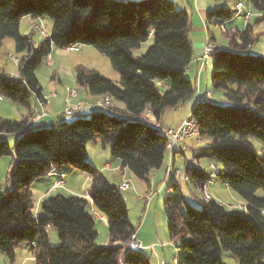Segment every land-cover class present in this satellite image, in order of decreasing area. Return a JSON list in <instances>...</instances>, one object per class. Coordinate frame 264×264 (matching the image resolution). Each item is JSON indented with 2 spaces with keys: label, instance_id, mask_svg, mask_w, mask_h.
I'll use <instances>...</instances> for the list:
<instances>
[{
  "label": "trees",
  "instance_id": "16d2710c",
  "mask_svg": "<svg viewBox=\"0 0 264 264\" xmlns=\"http://www.w3.org/2000/svg\"><path fill=\"white\" fill-rule=\"evenodd\" d=\"M264 23V0H246ZM236 11L219 7L208 11V25L235 17ZM50 17L53 30L35 45L34 31L20 32L21 21ZM229 48L219 49L212 62L213 88L225 92L230 104L199 100L191 114L210 144L185 164V181L191 194L211 179L202 168L207 160L219 168L215 181L225 183L246 202L245 209H230L212 199L194 207L185 197L183 183L175 178L164 200L171 240L178 249L174 264H224L223 251L237 264H264V56L250 53L257 40L252 24L244 30L225 31ZM6 38L15 42L18 76L0 69V97L28 111L20 121L0 116V160H15L8 171L11 187H0V252L15 259L16 248L30 244L36 264H151L142 249L127 251L138 228L119 185L112 183L87 159V144L109 146L137 179L151 188L152 174L163 167L167 137L144 120L161 122L168 108H177L196 92L186 72L193 60L190 16L173 0H0V48ZM153 44L136 56L148 39ZM213 40V38H212ZM90 45L108 56L120 76L104 78L83 65L76 68L77 83L95 97L108 95L124 109H94L90 116L75 113L70 121L30 126L33 100H44L36 75L53 47ZM166 84L167 86H165ZM212 97V96H211ZM16 142L11 146L8 137ZM253 139L262 143L259 154ZM79 169L88 174L86 197L59 194L34 212L33 184L53 169ZM169 171V170H168ZM202 197V196H201ZM94 207L108 222L110 246L97 244ZM49 229L59 243L52 246ZM123 256V259H122ZM176 261V263H175Z\"/></svg>",
  "mask_w": 264,
  "mask_h": 264
},
{
  "label": "rangeland",
  "instance_id": "374dc122",
  "mask_svg": "<svg viewBox=\"0 0 264 264\" xmlns=\"http://www.w3.org/2000/svg\"><path fill=\"white\" fill-rule=\"evenodd\" d=\"M242 2L245 5H247L246 0H242ZM239 15L243 17L242 14ZM47 19H49L50 21L49 23H52L53 25L52 19L50 17H47ZM25 28H27V24L23 26L22 28L23 32L25 31ZM44 28L47 31V33H50L53 30L51 24L45 25ZM216 34H217L216 37L218 39H220L221 41L225 40V36L222 30H220L219 28L216 29ZM262 42L264 43L263 35L258 41V44L259 43L262 44ZM152 44H153V39L152 38L148 39L146 42L142 44V46L139 49L135 50L134 52L135 55L136 56L144 55ZM261 44H259V47ZM77 47L78 48L75 51H69L67 49L60 50L61 56L59 58H56L57 65H55V67L49 66L46 59L45 62L36 71V75L43 87V91L49 94L52 92L50 83L53 79L54 72H56L57 77L60 78L61 82H58L59 88L57 89L58 96L53 97L52 94H50L49 99L51 100L49 99L48 100L53 102V107L55 108L56 111L61 112V114H63L62 118H67L64 112L66 109L65 99L68 97L69 90L70 89L78 90L80 88L76 79L77 66L83 65L88 69L97 70L104 78L111 79L114 81L117 80L116 82H118L120 86V76L118 72H116L112 67L108 56L102 54L96 48L90 45H79ZM54 50H57V48H55ZM254 54L256 53L254 52ZM11 56L18 57L19 59L22 58V54L16 52L14 40L11 38H6L3 42V45L0 48V66L2 68H6L7 72H9L8 73L9 75L13 77H17L19 73L18 71L19 62L14 61L11 58ZM63 88L65 89V94H63L62 92ZM208 91H211L214 97L213 96L207 97L206 93ZM204 94L205 96L202 97V100H208L220 105L230 104L229 100L225 96V92L213 88V85L210 81L208 86L206 87V91L205 92L203 91L202 95ZM77 97L71 98L72 106H74L73 105L74 99H76ZM114 103L120 104L121 102L114 101ZM25 110L26 108L24 106L14 103L13 101L8 100L6 98L0 97V116L2 118L8 120L20 121L23 117V114H25ZM8 141L11 146H14L16 142V138L14 136H9ZM253 143L255 145L256 151L259 154H261L262 143L256 139H253ZM209 144H210L209 139L203 138L200 145L201 147H198L195 151L198 152L199 149H205L206 147H208ZM97 145L98 146H96L94 142H90L88 144L86 160L97 170H99L100 172H104L103 171L104 163L107 160L104 156L105 155V150L103 149L104 146L100 143H98ZM107 149L109 151V147H107ZM110 158L112 159L111 156H109V159ZM192 158H193V153L189 152L188 159H192ZM14 160L15 158L14 156H12V154L4 156L0 160V187L3 189L7 187L8 188L11 187L10 182L8 181V171L10 169L9 167H11ZM201 163H202V168L206 172H208L210 169L207 160L204 159L201 161ZM178 168L181 171L184 170L185 168L184 158L179 161ZM68 169L71 170L72 168H68ZM69 172H67L66 170V174H68ZM104 173L106 176H108L110 181L116 182L115 178L110 174V172H104ZM87 175L88 174L85 173V176H73L71 180L66 184V186L59 188L57 190H52V196L64 194V195H72L77 197H84L90 186V178ZM171 184L172 182L170 181L169 185H167L161 191L156 193L155 195L156 198L150 208L152 214V220L147 225V228L145 229L143 234V237L149 238L151 241L157 242V248H155L154 250L144 249L145 253L151 257V264H157L159 262L160 258H157L156 252L160 254L161 259L163 258V256L167 257L168 255H170V260H173V258L178 257L179 252L175 244L171 240L170 233L168 230L167 216L165 214L164 206H163L165 198L169 196L172 192L170 187ZM183 185H184L183 190L185 192V197L188 200V202L193 204L194 207H199L200 200L202 199L201 197L202 195L200 194V192L194 191V193L191 194L190 189L187 187L186 183H183ZM215 185L216 184L213 185V190ZM130 189L123 192V196L129 209L130 221L134 226L138 228V232H139L145 217V205L144 204L142 205L141 204L142 202H138L136 200L137 199L136 194L132 192V190ZM45 190L46 189H38L36 187L33 188V202H34L35 214L38 212L41 213L40 203L38 199L43 193L42 191ZM233 191L234 190H231V193L237 194L235 191L234 192ZM231 195L232 194L224 193L223 199H220L219 201L214 198L213 199L228 207L229 204H233L234 202L237 203L236 200L232 201L230 199ZM257 196L264 197V191L259 190L257 192ZM96 229L98 231L97 244L102 246H110L111 245L110 242L104 243L109 238L108 224L104 220H100L99 218H96ZM48 231H49L48 233L50 236L51 245L57 246L59 243V239L56 230L49 229ZM235 259L236 258L233 256L231 252L223 251L222 260L224 264H236ZM0 264H36L31 245L25 243L18 246L16 248V255L14 260H11L6 254L0 252Z\"/></svg>",
  "mask_w": 264,
  "mask_h": 264
},
{
  "label": "crops",
  "instance_id": "0c3cea01",
  "mask_svg": "<svg viewBox=\"0 0 264 264\" xmlns=\"http://www.w3.org/2000/svg\"><path fill=\"white\" fill-rule=\"evenodd\" d=\"M173 1L175 2L176 6L178 5L179 8L185 9L189 13V16H190V38H191V41L193 44L194 56H193V60H192L191 64L189 65V67L187 69L186 74L196 85V92L189 100L185 101L183 104H181L177 108H168L165 111V113L161 119V123L165 127L175 128V127H178L189 114H191L192 109L195 106V104L199 100H201L202 97L205 96V94L202 95V93H203V91L204 92L206 91V87L208 86L209 81L211 82L212 65L205 68L204 70H202L201 73H199V70H198V68H199L198 59L204 53V48H205L208 37H210L211 40L213 38L212 42L214 43L215 46H217L221 49H226V48H229V39L226 37L225 31H230V30H234V31L241 30L242 31L250 23L253 26L254 34L257 36V40L250 47V53L254 54V52H255L256 54H254V55L264 56V43L263 42H262V44L259 43V44H261L260 47L258 44V41L260 40L262 35L264 36V23L256 22V19L258 18V13L255 11V9H253L255 15L250 21H246L243 17H241V15L236 13L235 17H233L231 20L225 21L224 23H221L219 25H217V24H212L210 26L208 25L207 20H206V16H207V13L209 10L219 8V7H225V8H229L233 11H236L237 3L242 2V0H173ZM35 22H41L44 26L51 24V27H53L52 23H49L50 21H49V19H47V17H42V18H37V19H33L31 17H25L21 21V24H20L21 34L24 33L22 35H29L33 31L35 32V30L33 28V25ZM26 24H27V28H25V31L23 32L22 28ZM218 28L220 30H222V32L225 36L224 41H221L220 39H218L216 37L217 36L216 29H218ZM258 29H259V32H258ZM51 33L52 32L47 33L48 37L51 35ZM33 39H34L35 45H37L38 43H41L45 38L42 37L39 33L35 32ZM55 48H57V50H54ZM76 48H78V47H76ZM65 49L69 50V48H65ZM60 50H64V49L58 48V47H53L51 54L47 58V63L49 64V66L55 67V65H57V62H56L57 59L56 58H59L61 56ZM0 69L5 74L9 73V72H7L6 68H2L0 66ZM57 78H58L57 74H56V72H54L53 79H52L50 85H51V91L56 92V93H57V89L59 88L58 82H61L60 78H58V79ZM164 85L167 86L166 84H164ZM79 87L80 88L78 89V97L76 99H74V103H73V105L75 107H77L82 102L87 101V100L92 101V102L98 101L99 97H95V96L91 95L85 87H81V86H79ZM52 92L50 94H52ZM62 92H63V94H65L64 88H63ZM208 92H211V91H208ZM43 94H44L45 98L48 100L50 94L46 93L44 91H43ZM211 94H212V92H211ZM212 96H213V94H212ZM63 98H64V96H63ZM49 100H51V99H49ZM49 100H48V103L46 104L47 105L46 108L48 110V115L45 116L43 120H41V123H48L49 124V123L56 122L63 115V114H61V112H58L55 110V108L53 107V102L49 101ZM37 101H38L37 99L33 100V104H36ZM113 104H114L115 108L124 109V107H125L124 104H122V103H120V104L119 103L118 104L113 103ZM93 111H94V109H83V110L78 111V112H79V114H82L84 116H90V114ZM27 115H28V111L25 110V114H23V117L27 116ZM72 119H73V117L63 118V120H67V121H70ZM94 143L96 144V146H98L97 145L98 142H94ZM209 143H210V141H209ZM88 144H87V147H88ZM200 145H201V143H197L194 139H191L189 141V146H190L189 152H192L194 154V151L198 147H201ZM107 147H109V146L103 147V149L105 150L104 156L107 159L106 162L104 163L103 171L104 172H110V174L116 180V182H112V181L111 182L116 184V185H120V183L123 181L124 178H130L132 180V187L130 190H132V192H134L136 194V197H137L136 200L138 202H142L141 203L142 205L143 204L145 205L144 221L142 223V226H141V229L139 230V232L137 231L136 238L139 242H141L143 251H145L144 249L154 250L155 248H157V242L151 241L149 238L143 237V234H144L145 229L147 228V225L152 220V214H151L150 208H151L156 197H154L150 202H147L146 200H144L141 197L151 190L158 191V189H160L159 191H161L163 188H165L167 185H169L170 181L171 182L174 181L175 180L174 179V171L180 170L178 168V163L181 159L184 158V156L180 152H176L172 156L169 153H167L163 167L160 170H157L155 173H153V174H155V176L151 177V188H149L145 183H143L140 180H137L131 174V172L128 171V169H124L122 167L121 160L113 159V158L109 159V156H111V153H110V147H109V151H108ZM184 160H185V158H184ZM203 162H206V161H203ZM185 164H186V160H185ZM106 167H108V168H106ZM66 170H67V172H69V171L70 172L68 174H66ZM104 172H103V174L105 175ZM62 175L64 176L66 184H67L73 176H85V173L83 171H80L79 169H71V170H69V169H62V170L53 169L48 175L44 176L43 178H40L39 180H36L33 184V188L36 187L38 189H46L47 190V191L46 190L42 191L43 193L41 194V196L38 199V201L40 203V210H41V204H42L43 200L48 198V196L53 197L52 196V190H57L59 188H62V187H58V188L53 187L55 182L57 181V179ZM106 177L108 178V176H106ZM161 180H163V182H161ZM66 184H65V186H66ZM214 184H216L214 187V190H213V186H212L214 199L219 201L220 199H223L224 193H228V194H232L231 198H230L232 201H235V200L237 201V203L234 202L236 205L234 203L229 204V205L246 206V202L243 201V199H241V197H239V195H237L235 193H231L232 189L229 186H227L225 183L215 181L213 183V185ZM155 189H157V190H155ZM84 197L87 198L88 196H86V194H85ZM100 216H101V218H99V219L104 220L108 224L107 220L102 215H100ZM108 242H110L109 238L104 243H108ZM156 256H157V258H160L159 262L157 264H174L175 258H173V260H170V255H168L167 257L163 256V258L161 259L160 254L156 252ZM152 257H153V255H152ZM235 263L237 264L236 259H235Z\"/></svg>",
  "mask_w": 264,
  "mask_h": 264
},
{
  "label": "built area",
  "instance_id": "2783aa9c",
  "mask_svg": "<svg viewBox=\"0 0 264 264\" xmlns=\"http://www.w3.org/2000/svg\"><path fill=\"white\" fill-rule=\"evenodd\" d=\"M236 13L242 14L246 21H250L255 15L252 6L249 3L245 5L243 2L237 3ZM44 27L45 26L41 22H35L33 25L35 32L39 33L42 37L47 38L48 34ZM76 47L77 46H72L69 48V50L74 51L77 49ZM219 49L221 48L215 46L211 38L208 37L205 48H204V53L198 59L199 73H201V71L204 70L205 68L212 65V62L214 60V55ZM11 58L16 62H19L18 57L11 56ZM77 95H78L77 89L69 90L68 97L65 99L66 109L64 112V114L67 117H72L75 113L83 109H96L97 108V109H101L104 111H110L114 107L113 101L111 97H109L108 95L100 97L98 101L96 102L87 100V101L82 102L77 107L72 106L71 98L77 97ZM52 96L56 97L57 93L52 92ZM206 96L211 97L212 96L211 92H207ZM47 103H48V100L45 98L44 100H38L36 104H33L31 106L30 126H34L35 124L39 123L41 120L44 119L45 116L48 115V110L46 108ZM146 113H147V116L143 117V119L151 123L154 127L160 130L167 137L168 139L167 153H169L172 156L176 152H180L184 156L186 163L193 162V158L188 159V153L190 150L189 141L191 139H194L197 143L202 142L201 130H200L199 125L197 124V120L195 119V117L192 114H189L178 127L172 128V127H165L161 122L154 121L152 119V113L150 110H147ZM209 169H210L209 173H210L211 179L205 185L202 191V198L206 201L213 199L214 195L212 191V186H213V183L215 182V178L217 174L219 173V168L214 164H211ZM184 171H185V168L183 171L181 170L175 171V178L180 184L184 183L185 181ZM154 176L155 174H152V177ZM161 182H163V180H161ZM65 184H66V181H65L64 176L62 175L57 179L53 187L54 188L64 187ZM131 187H132V180L130 178H124L123 181L119 185V189L124 192L129 190ZM158 192L159 190L158 191L151 190L145 195H143L141 198H143L147 202H150L155 197L156 193ZM228 208L245 209V206L229 205ZM90 211L95 218H101L100 216L101 214L94 207H92ZM139 249H142V244L141 242L137 240L136 236H133L131 241L128 243L127 251H137ZM122 259H123V256H122Z\"/></svg>",
  "mask_w": 264,
  "mask_h": 264
}]
</instances>
